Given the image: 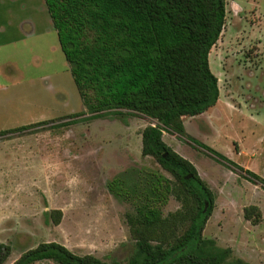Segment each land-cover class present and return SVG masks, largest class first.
<instances>
[{
  "label": "rangeland",
  "instance_id": "1",
  "mask_svg": "<svg viewBox=\"0 0 264 264\" xmlns=\"http://www.w3.org/2000/svg\"><path fill=\"white\" fill-rule=\"evenodd\" d=\"M226 1V25L209 56L220 103L184 124L188 135L264 178V0ZM84 112L45 1L0 0V243L12 249L5 264L51 242L79 256L127 262L136 244L127 223L134 208L108 183L146 168L174 180L142 155V131L157 121L71 118ZM163 140L215 194L204 238L230 248L229 262L264 264L262 184L177 134L164 131ZM250 206L260 209L258 224L245 218ZM180 209L171 197L163 213Z\"/></svg>",
  "mask_w": 264,
  "mask_h": 264
},
{
  "label": "trees",
  "instance_id": "2",
  "mask_svg": "<svg viewBox=\"0 0 264 264\" xmlns=\"http://www.w3.org/2000/svg\"><path fill=\"white\" fill-rule=\"evenodd\" d=\"M44 1L86 107V112L71 118L143 116L157 121V126L142 131V155L153 157L174 180L146 168L108 183L113 196L134 208L127 223L136 244L127 262L79 256L51 242L23 253L13 264H248L242 259L229 262L230 248L204 238L215 194L196 167L163 140L164 131L177 134L264 187L263 177L188 135L184 124L185 117L204 114L220 99L209 56L226 25L227 1ZM171 197L181 203V209L164 216ZM245 218L258 224L260 209L247 207ZM11 253L9 245L0 243V264Z\"/></svg>",
  "mask_w": 264,
  "mask_h": 264
},
{
  "label": "crops",
  "instance_id": "3",
  "mask_svg": "<svg viewBox=\"0 0 264 264\" xmlns=\"http://www.w3.org/2000/svg\"><path fill=\"white\" fill-rule=\"evenodd\" d=\"M27 3H28V0H27ZM24 33H22L21 35H23ZM28 34V33H27ZM219 103H220V99H219V101H218ZM186 127V126H185Z\"/></svg>",
  "mask_w": 264,
  "mask_h": 264
},
{
  "label": "water",
  "instance_id": "4",
  "mask_svg": "<svg viewBox=\"0 0 264 264\" xmlns=\"http://www.w3.org/2000/svg\"><path fill=\"white\" fill-rule=\"evenodd\" d=\"M189 177H187V179H188Z\"/></svg>",
  "mask_w": 264,
  "mask_h": 264
}]
</instances>
